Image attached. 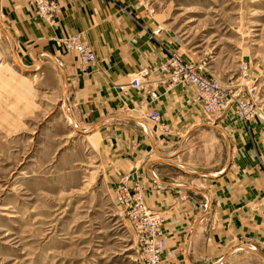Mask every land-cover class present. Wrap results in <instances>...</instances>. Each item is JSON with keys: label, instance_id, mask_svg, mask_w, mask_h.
<instances>
[{"label": "crops", "instance_id": "1", "mask_svg": "<svg viewBox=\"0 0 264 264\" xmlns=\"http://www.w3.org/2000/svg\"><path fill=\"white\" fill-rule=\"evenodd\" d=\"M146 18L133 0H60L50 24L26 0H0V61L15 60L30 74L0 66V100L10 101L0 114L19 120L32 111L24 92L31 73L50 84L60 76L77 117L100 135L116 178L136 176L148 207L164 216L163 264H264V123L247 127L232 113L208 121L193 87L160 89L162 125L142 117L137 93L116 86L164 60L156 28L160 41L178 47ZM69 35L96 53L86 73L61 43Z\"/></svg>", "mask_w": 264, "mask_h": 264}, {"label": "rangeland", "instance_id": "2", "mask_svg": "<svg viewBox=\"0 0 264 264\" xmlns=\"http://www.w3.org/2000/svg\"><path fill=\"white\" fill-rule=\"evenodd\" d=\"M133 1L264 123V0ZM4 66L30 75L15 60ZM30 77L32 111L0 114V264H143L100 135L77 117L60 76Z\"/></svg>", "mask_w": 264, "mask_h": 264}, {"label": "built area", "instance_id": "3", "mask_svg": "<svg viewBox=\"0 0 264 264\" xmlns=\"http://www.w3.org/2000/svg\"><path fill=\"white\" fill-rule=\"evenodd\" d=\"M33 8L34 16L50 24L56 21L60 11V0H26ZM162 28L152 32V38L165 52V58L154 66L141 67L126 83L116 87L120 92L133 89L139 96V113L142 117L162 125L163 116L158 103L162 93L178 88L193 87V101L199 106L208 121L216 120L232 113L244 125L249 126L255 119L257 110L254 103L233 95V85L223 84L213 74L205 70L201 61L189 60L160 41ZM66 50L76 53L82 73L97 63V56L80 35H69L61 39ZM3 61H0V66ZM166 132L167 130L164 129ZM115 203L120 213L132 228L137 254L143 264H163L167 247L165 218L146 204L141 183L133 174H124L114 186Z\"/></svg>", "mask_w": 264, "mask_h": 264}]
</instances>
